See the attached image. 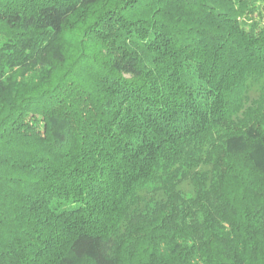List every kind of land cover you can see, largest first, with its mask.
I'll use <instances>...</instances> for the list:
<instances>
[{
  "label": "trees",
  "instance_id": "trees-1",
  "mask_svg": "<svg viewBox=\"0 0 264 264\" xmlns=\"http://www.w3.org/2000/svg\"><path fill=\"white\" fill-rule=\"evenodd\" d=\"M0 264H264V0H0Z\"/></svg>",
  "mask_w": 264,
  "mask_h": 264
},
{
  "label": "rangeland",
  "instance_id": "rangeland-1",
  "mask_svg": "<svg viewBox=\"0 0 264 264\" xmlns=\"http://www.w3.org/2000/svg\"><path fill=\"white\" fill-rule=\"evenodd\" d=\"M261 82L260 83H250L249 84V90H248V99L249 100H254L257 98L260 92V87H261ZM179 188L182 192L186 193L187 195L192 194V186L189 181H183L180 183Z\"/></svg>",
  "mask_w": 264,
  "mask_h": 264
},
{
  "label": "clouds",
  "instance_id": "clouds-1",
  "mask_svg": "<svg viewBox=\"0 0 264 264\" xmlns=\"http://www.w3.org/2000/svg\"><path fill=\"white\" fill-rule=\"evenodd\" d=\"M92 51H95V50H92Z\"/></svg>",
  "mask_w": 264,
  "mask_h": 264
}]
</instances>
